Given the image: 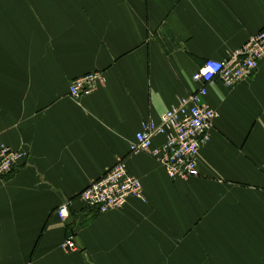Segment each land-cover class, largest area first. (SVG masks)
<instances>
[{
    "label": "crops",
    "instance_id": "obj_1",
    "mask_svg": "<svg viewBox=\"0 0 264 264\" xmlns=\"http://www.w3.org/2000/svg\"><path fill=\"white\" fill-rule=\"evenodd\" d=\"M263 28L264 0H0V143L27 154L0 178V264H264V60L209 88L218 116L198 177L172 180L130 149L199 89L206 61ZM95 72L105 82L74 99L72 82ZM120 159L145 201L85 207L81 193Z\"/></svg>",
    "mask_w": 264,
    "mask_h": 264
},
{
    "label": "built area",
    "instance_id": "obj_2",
    "mask_svg": "<svg viewBox=\"0 0 264 264\" xmlns=\"http://www.w3.org/2000/svg\"><path fill=\"white\" fill-rule=\"evenodd\" d=\"M264 60V28L251 37L246 44L233 52L224 61L208 60L193 76L200 83L193 94L181 97L156 125L146 122L130 145L132 154L147 153L156 159L172 180H188L199 176L198 154L210 141V131L218 114L205 98L209 88L220 80L227 88H233L251 77ZM105 82L103 73L95 72L75 79L70 87L74 99L87 97L96 92ZM165 136L161 147H154L156 136ZM27 157L26 152L12 149L0 143V178L10 174ZM145 201L142 182L130 175L125 159L118 162L98 180L92 182L80 195L87 208L100 214L123 208L129 199ZM72 202L59 207L57 216L66 223L70 218ZM66 252H76L78 246L73 237L64 244Z\"/></svg>",
    "mask_w": 264,
    "mask_h": 264
},
{
    "label": "rangeland",
    "instance_id": "obj_3",
    "mask_svg": "<svg viewBox=\"0 0 264 264\" xmlns=\"http://www.w3.org/2000/svg\"><path fill=\"white\" fill-rule=\"evenodd\" d=\"M129 201V200H128ZM128 203V202H127ZM124 208V207H123Z\"/></svg>",
    "mask_w": 264,
    "mask_h": 264
}]
</instances>
